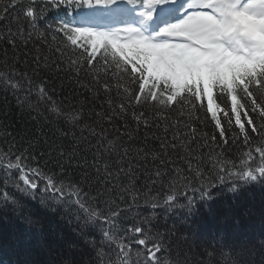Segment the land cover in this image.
Listing matches in <instances>:
<instances>
[{
    "label": "trees",
    "instance_id": "trees-1",
    "mask_svg": "<svg viewBox=\"0 0 264 264\" xmlns=\"http://www.w3.org/2000/svg\"><path fill=\"white\" fill-rule=\"evenodd\" d=\"M96 5L108 4L93 0L92 5L53 6L47 0H0V16H6L0 20V264H153L150 249L156 264H238L239 255L235 256L244 243L264 240V176L257 171L264 167L260 155L264 132L252 133L242 116L246 142L223 99L229 115L219 118L226 142L207 113L206 102L204 108L185 103L162 110L159 105H134L121 115L119 105L138 90L128 75L130 66L126 70L103 49L89 66L86 38L77 45L59 32L53 38L62 24L93 30L92 25L99 24ZM30 8L35 20L27 18ZM18 28L33 32V38L24 42L15 36ZM132 50L152 63L150 52ZM96 77L109 84L110 92L95 83ZM8 78L20 87H11ZM42 81L48 82L51 102L37 100L36 86ZM262 92L257 91V97L264 103ZM51 104L63 113H77L79 120L69 123L65 116L58 117ZM131 111L143 112L148 126L137 130ZM252 116L260 126L262 118ZM153 133L168 144L166 151ZM74 146L75 160L87 161V166L58 163L64 159L60 150L68 153ZM133 146L143 147L155 159L135 158ZM124 147L130 153L121 161ZM129 162L132 177L119 171ZM157 169L161 175H156ZM106 171L113 174L107 183ZM248 171L256 179H242ZM21 176L40 187L23 190ZM49 179L63 191L55 195L45 191ZM209 181L214 186L206 195L193 191ZM169 195L175 196L170 205L165 203ZM117 206L120 214L104 223ZM93 212L99 218L90 215ZM135 226L143 231L136 234ZM139 238L146 244L139 245Z\"/></svg>",
    "mask_w": 264,
    "mask_h": 264
},
{
    "label": "snow or ice",
    "instance_id": "snow-or-ice-1",
    "mask_svg": "<svg viewBox=\"0 0 264 264\" xmlns=\"http://www.w3.org/2000/svg\"><path fill=\"white\" fill-rule=\"evenodd\" d=\"M116 2L117 0H95L96 4H115ZM144 2L146 6H151L166 3L169 0H144ZM47 3L53 6H69L80 3L92 5L93 0H47ZM189 8L190 11L184 20L165 27L161 32V34H174L188 41L187 44L177 49V51L185 53V58L183 64L178 65L174 72L164 73L156 65L140 59L131 46H151L150 42L144 37H132L130 40H125L120 35V33H127L132 36V33L136 32V29L133 28H122L118 33H108L87 28H73L62 24L61 28L53 32V38L58 32L62 33L72 45H77L81 39L86 38L88 47L84 51L89 57L87 61L89 66H94V61L101 49L106 54L110 50L113 60L125 65L126 70L127 66H130L131 70L128 75L132 81L138 84V90L130 95L127 103L122 102L119 105L121 115L129 113L134 105H151L153 108L159 105L162 110L177 104L183 106L185 103L191 104L193 107L199 104L201 108H204L206 102V111L215 122L220 137L226 142L225 129L219 118L220 114L229 115L227 108L222 106L220 102L223 99L230 105L231 117L235 120V126L244 133V140L247 142L249 136L242 116L246 119L252 133L259 135L264 132V103H261L257 97V91L264 90V0H195V3L190 4ZM144 15L146 20L152 18L151 13ZM27 18L36 19L35 12L31 8L27 11ZM3 19H6V16H0V20ZM33 35V32L22 33L19 28L15 33V36H19L24 42L31 40ZM15 36L9 32L10 43L13 46L16 42ZM121 45L124 46L123 49L120 47ZM36 60L39 67L40 58L37 56ZM208 61L216 62L215 71H210L204 67ZM43 66H48L46 58ZM57 70H59V65H57ZM75 70L79 75V68ZM6 82L13 88L20 87L17 81H12L10 78ZM28 83L31 85L30 79ZM47 83V81H42L36 86L35 94L39 102H51L52 100L46 86ZM95 83L100 84L105 92H110L111 89L107 82L101 83L96 77ZM81 86L89 87L90 91L93 90L89 85L81 84ZM108 103L111 107V100ZM50 110L58 117L65 116L69 123L80 118L77 113H63L55 104H51ZM113 111L115 114V110ZM252 113H256L262 118L260 126H257ZM131 115L136 121L137 130L142 124L148 126L147 118L143 112L131 111ZM65 135L67 134L65 133ZM125 135L132 138L134 134L126 132ZM152 138L160 139L161 147L165 151L167 150L168 144L163 138L157 137L155 133L152 134ZM147 139L148 133L146 132L145 141ZM212 139L215 140V137ZM172 146L175 147L174 144ZM133 147L135 148V158L146 159L147 156L153 155L155 159V155L147 152L143 147ZM129 153L130 149L124 147L123 156L120 157L121 161L128 157ZM59 155L64 159L58 163L62 162L68 165L75 163L76 166H81L83 163L87 166V161L75 160L77 155L75 146L68 153L61 149ZM260 155L261 159H264V150H261ZM132 167L133 165L129 162L127 168L122 165L119 171L132 177L134 175L131 172ZM97 171L99 172V169ZM257 171L259 175L264 176V167ZM34 172L43 178V173H40L38 169ZM112 175L110 172H105L103 177L105 183ZM156 175H161L159 169H157ZM249 177L256 179L251 171L244 172L242 179ZM21 179L25 186L23 190L35 191L40 187L38 183L29 178L21 176ZM223 182L221 177L220 183ZM211 186H214V183L209 181L198 189L193 187V191L204 196ZM45 191L53 192L55 195L61 193L63 187L57 188L49 179ZM132 199L134 202L137 199L134 192ZM174 201L175 196L169 195L165 203L170 205ZM76 202L80 204L81 208H84V204L79 199ZM152 206L156 207V204L153 203ZM119 214V207L117 206L116 209L111 210V215L104 219V223H111L113 217ZM90 215L99 218L100 214L93 212ZM132 230L136 234L143 231L139 226H135ZM136 242L143 246L146 244V239L139 238ZM153 247L155 251H159V245ZM149 251L151 254L148 258L153 264H156L155 252L152 249Z\"/></svg>",
    "mask_w": 264,
    "mask_h": 264
},
{
    "label": "rangeland",
    "instance_id": "rangeland-1",
    "mask_svg": "<svg viewBox=\"0 0 264 264\" xmlns=\"http://www.w3.org/2000/svg\"><path fill=\"white\" fill-rule=\"evenodd\" d=\"M195 3V0H169V2L161 4H153L151 6H146L144 0L139 3L140 9H142L140 14L136 15L134 9L136 7L133 2H121L118 1L114 4L113 16L114 18H107L103 14L98 13L97 19L104 25L102 29L108 33H118L122 28H133L136 29L132 36L127 33H120L121 37L125 40H130L132 37H144L147 40L153 39L156 43L151 44V46L157 47L165 51L169 56L177 58L184 62L185 53L183 51H177L183 45L177 44L178 40L181 42L186 41L184 38L174 35V34H161L162 29L170 26L171 24L179 23L184 20L190 11L189 5ZM146 13H151L152 18L150 20L145 19ZM167 17L166 22H162L165 17ZM176 19L175 22H169L171 19ZM132 20L134 25L119 26L120 23H126ZM116 22L115 25L109 27V23ZM167 39H171L173 44H168ZM160 42L161 44L158 45ZM166 46V47H165ZM3 75V73H0ZM2 81L0 80V85ZM239 264V262H237Z\"/></svg>",
    "mask_w": 264,
    "mask_h": 264
},
{
    "label": "bare ground",
    "instance_id": "bare-ground-1",
    "mask_svg": "<svg viewBox=\"0 0 264 264\" xmlns=\"http://www.w3.org/2000/svg\"><path fill=\"white\" fill-rule=\"evenodd\" d=\"M116 22H114L113 24H115ZM112 24V23H111Z\"/></svg>",
    "mask_w": 264,
    "mask_h": 264
}]
</instances>
